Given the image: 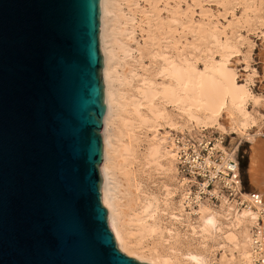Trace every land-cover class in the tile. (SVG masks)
Masks as SVG:
<instances>
[{"label": "water", "instance_id": "obj_1", "mask_svg": "<svg viewBox=\"0 0 264 264\" xmlns=\"http://www.w3.org/2000/svg\"><path fill=\"white\" fill-rule=\"evenodd\" d=\"M101 0H0V264H149L101 202Z\"/></svg>", "mask_w": 264, "mask_h": 264}, {"label": "rangeland", "instance_id": "obj_2", "mask_svg": "<svg viewBox=\"0 0 264 264\" xmlns=\"http://www.w3.org/2000/svg\"><path fill=\"white\" fill-rule=\"evenodd\" d=\"M108 1L111 3L112 12L107 16L106 41L108 45L115 43V46L112 44L114 60L111 61L110 70H113L114 80L111 79V86L116 94L114 102L117 103L113 104L112 111H107L106 105L105 115L112 113L108 114L109 121L104 124V130L106 128L115 136L114 145L118 149L117 152L123 145L130 147L125 165L120 163L119 153L113 152L110 155L119 187L120 183L124 184L128 179L132 192L135 191L134 185L136 186L137 191L134 193L137 197L147 194L156 198L161 196L159 187L168 180L164 173H157L156 158L149 156L152 143L156 140L155 132L140 120L147 118L148 107L141 94L145 86L143 84L151 83L158 87L163 83L161 72L167 62L187 61L198 70H202L207 63L222 62L233 72L237 86L244 87L249 92L245 110L250 120L255 119L245 131L239 128L231 129L229 123L225 122L228 113L225 109V113L222 111L219 116V122L226 127L225 133H221L217 125L200 131L191 127L183 133L158 127L161 134L172 139L175 151L176 138L185 137L200 143L208 141L211 147L219 140L223 150L236 164L239 180L230 186L222 178H217L212 191L214 196L202 200L218 212L216 224L209 232H202L204 235L199 231L192 233L182 222L169 225L166 219H161V232H152L141 239L137 238L138 231L129 227L131 237L136 233L132 237L133 241L141 243L142 250L147 254L169 260L170 264H261L259 258L254 257L261 251L255 239L260 226L263 225V214L254 206L247 207L245 195L253 192L247 177L251 155L249 149L252 144L249 137H253L255 128L262 127L264 123V59L261 54L264 51V11L259 8L257 0ZM153 102L154 106H159L160 111L163 110L162 113L168 117H176L180 113L171 103H164L155 98ZM124 123L129 127L126 128ZM215 151L217 164H222L225 156L223 151L218 148ZM173 171L172 183L178 186L183 176H179L177 172L176 160ZM232 177V173H229L227 179L231 180ZM183 190L185 187L182 185L180 191ZM180 191L175 192L174 201H177ZM117 195L120 197V194ZM139 201H135L136 212L140 207ZM183 205L190 214L189 218H192L190 222L194 223L198 215L193 211L198 210V206H189L185 199ZM228 207L237 213L248 210L255 215V222L250 223L246 218L245 222L237 224L233 215L226 214ZM135 211H131V217ZM154 216L156 217V214ZM167 229L172 230V236H168ZM246 234L250 241L243 239ZM192 254L197 260L191 258Z\"/></svg>", "mask_w": 264, "mask_h": 264}, {"label": "bare ground", "instance_id": "obj_3", "mask_svg": "<svg viewBox=\"0 0 264 264\" xmlns=\"http://www.w3.org/2000/svg\"><path fill=\"white\" fill-rule=\"evenodd\" d=\"M257 1L259 8L264 11V0ZM110 4L108 0H101L100 37L104 59V87L105 103L108 105L107 111H112L113 104L117 103L114 102L116 94L113 92L111 86V79L113 78L114 80L112 75L113 70H110L111 61L114 60L113 45L115 46V43H112L113 45H108V37L106 34V26L108 25L107 16L112 12ZM112 5H114V3ZM261 54L264 59V51H262ZM224 65L225 64L222 62L219 64L207 63L202 70H198L192 63L187 61L184 63L167 62L161 72L163 74L162 78H164L162 81L164 82L159 85L160 87H155L151 83L143 84L145 86L141 94L142 98L148 103L147 118L138 116L141 118L140 120L143 121L139 122L150 126L155 132L156 140L152 143L153 146L150 148L149 156H151V158H156L157 173H164L168 176L167 182L161 184L159 187L161 191L160 197H149L147 194L137 197L134 193L137 191L136 186L132 184L135 190L132 192L130 188L131 184H129L130 181L128 179L124 181V184L120 183V187L118 186L119 182L114 175L115 170L111 166L112 162L110 158L111 153L117 152V148L114 145V139L116 138L113 134L109 133L106 128L104 130L103 161L101 165V201L108 210V224L116 239L118 248L139 261L150 264H170L169 260L158 259L144 252L141 243L136 242V240L133 241L134 238L132 239V237H134L136 233L133 232L134 234L131 237V234L128 232L129 227L135 228L139 234L137 238L141 239L144 235H149L152 232H161V219H166V223H169V225H173L175 222H182L189 227L192 233L194 232L195 234L199 231L202 235H204V232H209L217 222L218 212L210 205L205 204L207 203L206 201L198 199L197 194L191 196L187 187H185V190L180 191L181 186L184 185V180L186 181L185 177H183V182L181 181L178 186L172 183L171 177L174 173V161H177L176 151L172 147V139L161 134L158 131V127L160 128L161 126L163 129L169 128V130H176L179 133H183L185 130L189 131L191 127H195L200 131L203 128H210L217 125L220 132L225 133V131L227 132L226 127L219 122V116L222 114V111L224 112L226 109L229 117L227 115L225 116V122L229 123V128H239L244 131L249 129L250 122H254L255 120H250L245 110V103L250 94L246 88L237 86L233 72L228 70ZM113 80L112 83H114ZM120 96L121 95H119V97ZM154 98L164 103H171L174 105L178 109V112L180 111L179 115L176 117H168L163 114L164 112L162 113L163 110L160 111L158 108L159 106H154ZM257 101L254 100L255 103H257ZM118 104L120 105V103ZM108 114L105 115V125L106 122L109 121ZM124 124L126 128L129 127L126 123ZM254 136H256V138L253 139ZM258 136H263V138ZM253 137H249V141H251L252 144L249 149L251 155L247 169L248 181L253 192L245 195V199L248 204L247 207L249 206L250 208L254 206L263 214V225L260 226V231L258 230L259 232L256 234L255 239L261 247V251L256 253L254 259L259 258L260 263L264 264V123L262 127L257 126L255 128ZM216 148L223 151L225 155L222 164H217L218 161L214 162L212 159ZM176 149H179L178 146ZM193 150L196 155V150ZM207 150L208 155L204 159V165L211 169V175L219 172V178H222L226 184L230 186L232 183L236 184L239 180L237 166L230 159L229 154L223 150L221 142L217 140L216 144L213 147L207 148ZM118 153L121 158L120 163L125 165L126 157L130 154V147L123 145L117 154ZM194 163H197V161L195 160ZM118 166L121 167V164ZM226 170H228V172ZM229 173L233 175L231 180L227 179ZM178 190L180 194H176L178 199L174 201L175 192ZM117 193L120 194V197H118ZM138 199L140 200V207L138 208V212H136L134 207L136 205L135 201H138ZM184 199L185 203L189 206H192L193 202L198 206V210L193 211L194 214L198 215L197 219H194V223L190 222L192 218H189L190 214L185 210L183 205ZM131 211L136 212L134 214L132 213V217L130 216ZM225 212L229 216L233 215L237 224L243 221L245 222L246 218L249 219L250 223L255 222V215H252L248 210L237 213L228 207ZM155 214L156 217L154 216ZM163 228L166 229L164 225ZM166 231L168 236H172V230L167 229ZM243 239L246 242L247 240L250 241L247 234L244 235ZM248 255L249 254H247V256ZM190 256L193 260H197L194 254Z\"/></svg>", "mask_w": 264, "mask_h": 264}, {"label": "built area", "instance_id": "obj_4", "mask_svg": "<svg viewBox=\"0 0 264 264\" xmlns=\"http://www.w3.org/2000/svg\"><path fill=\"white\" fill-rule=\"evenodd\" d=\"M175 145L179 149L176 150V169L179 176L185 177L184 187H187L191 196L196 193L198 199L205 200L206 198H212L214 193H211L215 187L214 183L219 178V172L211 175L210 168L204 165V159L207 157V148L212 145L209 142H195L189 138H176ZM194 146V147H193ZM196 150V155L194 150ZM216 151L213 154V161L217 162ZM197 163H194V161ZM196 203L193 202L192 207H196Z\"/></svg>", "mask_w": 264, "mask_h": 264}]
</instances>
